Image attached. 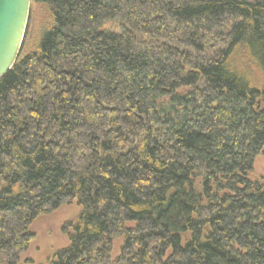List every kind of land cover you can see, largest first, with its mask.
Listing matches in <instances>:
<instances>
[{
  "label": "trees",
  "instance_id": "obj_1",
  "mask_svg": "<svg viewBox=\"0 0 264 264\" xmlns=\"http://www.w3.org/2000/svg\"><path fill=\"white\" fill-rule=\"evenodd\" d=\"M31 1L51 22L0 77V264H34L31 224L74 199L44 264H264V0Z\"/></svg>",
  "mask_w": 264,
  "mask_h": 264
},
{
  "label": "rangeland",
  "instance_id": "obj_2",
  "mask_svg": "<svg viewBox=\"0 0 264 264\" xmlns=\"http://www.w3.org/2000/svg\"><path fill=\"white\" fill-rule=\"evenodd\" d=\"M51 17L48 8L36 2H30L29 16L20 53L25 54L36 48L42 31L50 24ZM103 29L119 31L117 23H108ZM252 177H264V154H260L254 161L250 172ZM79 212L76 200L61 205L57 210L37 217L31 224L34 238L29 248L21 255V260L30 259L34 264H44L57 250L68 245V235L63 231L65 223L75 221ZM121 238L113 243V257L117 256Z\"/></svg>",
  "mask_w": 264,
  "mask_h": 264
},
{
  "label": "water",
  "instance_id": "obj_3",
  "mask_svg": "<svg viewBox=\"0 0 264 264\" xmlns=\"http://www.w3.org/2000/svg\"><path fill=\"white\" fill-rule=\"evenodd\" d=\"M31 0H0V77L14 64L27 26Z\"/></svg>",
  "mask_w": 264,
  "mask_h": 264
}]
</instances>
